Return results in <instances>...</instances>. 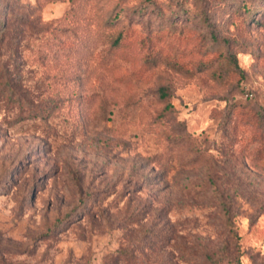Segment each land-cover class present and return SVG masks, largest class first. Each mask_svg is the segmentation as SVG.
<instances>
[{
  "label": "rangeland",
  "instance_id": "obj_1",
  "mask_svg": "<svg viewBox=\"0 0 264 264\" xmlns=\"http://www.w3.org/2000/svg\"><path fill=\"white\" fill-rule=\"evenodd\" d=\"M0 264H264V0H0Z\"/></svg>",
  "mask_w": 264,
  "mask_h": 264
},
{
  "label": "trees",
  "instance_id": "obj_2",
  "mask_svg": "<svg viewBox=\"0 0 264 264\" xmlns=\"http://www.w3.org/2000/svg\"><path fill=\"white\" fill-rule=\"evenodd\" d=\"M120 42H121V39L117 38L114 43H115L116 46H118V45H120Z\"/></svg>",
  "mask_w": 264,
  "mask_h": 264
}]
</instances>
